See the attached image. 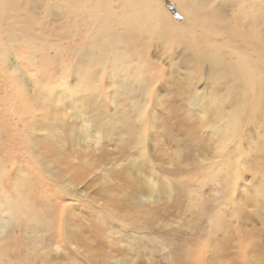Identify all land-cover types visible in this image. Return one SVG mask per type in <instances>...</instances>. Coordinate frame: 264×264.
Wrapping results in <instances>:
<instances>
[{
    "label": "rangeland",
    "instance_id": "1",
    "mask_svg": "<svg viewBox=\"0 0 264 264\" xmlns=\"http://www.w3.org/2000/svg\"><path fill=\"white\" fill-rule=\"evenodd\" d=\"M99 4L0 0V223L17 239L0 264H264V86L246 92L244 47L142 30L100 69ZM123 12L101 9L109 39Z\"/></svg>",
    "mask_w": 264,
    "mask_h": 264
},
{
    "label": "bare ground",
    "instance_id": "2",
    "mask_svg": "<svg viewBox=\"0 0 264 264\" xmlns=\"http://www.w3.org/2000/svg\"><path fill=\"white\" fill-rule=\"evenodd\" d=\"M168 1L176 2L179 10L185 17L183 24H178L173 20L172 15L167 12L166 7L160 0H122L125 12L116 17L115 23L116 32L118 29H121L122 33H118L117 38L112 40L106 37V34L111 31L109 25L111 17L100 16L101 9L107 7L110 0H102V4L97 6H101L99 8L100 12L97 7V10L95 9L98 19L97 22L95 21L94 40L88 46V48L93 49L91 51L92 54L95 55L94 52L96 51L98 54L96 57L104 59L103 66L100 69H103L110 62V58H113L112 63L116 64V66L117 63L124 61L122 57L123 51H121L123 48L122 43L132 42L134 36L138 33L144 31L142 34H146L161 29L167 30L169 33L172 32L175 36L182 37L181 33L187 30L178 27V25L183 26L187 24L191 27L190 31L193 30L201 33L199 36H195V34L192 36L198 46L207 43L216 44V40L224 35L229 38L231 43L242 45L244 47L242 51L237 52L235 49L233 50L234 54L239 57L236 61L238 63L235 66L243 69L242 71L246 73L248 78V83L245 85L246 92L248 93L249 91L251 94H255L264 86L262 77L259 76V71L250 66L254 65V67L258 68L257 63L251 59L249 53L251 51V54L258 58L264 56V6L260 5L261 1L254 0L256 5L248 6L247 0H228L230 7L227 12L217 11V6L214 5L213 0ZM233 12L236 13L235 17L232 16ZM99 40L101 41L99 42ZM212 48L214 50L217 49V45L208 47V50ZM215 63L218 64V62ZM86 69L90 73V69L88 67ZM87 73H85V76H87ZM255 107L251 108L250 111L253 112ZM149 110V107L145 108V118L151 116V111ZM262 113H264V109ZM219 117L223 120L221 115ZM231 127L235 130V126ZM3 210L9 211L10 218H14L12 217L13 215L15 216L23 211L19 205H12L10 203H5ZM6 227L8 229L6 223L5 225L0 223V257L7 253L11 242L17 241L16 237H9L13 235V230L10 228L7 230Z\"/></svg>",
    "mask_w": 264,
    "mask_h": 264
},
{
    "label": "snow or ice",
    "instance_id": "3",
    "mask_svg": "<svg viewBox=\"0 0 264 264\" xmlns=\"http://www.w3.org/2000/svg\"><path fill=\"white\" fill-rule=\"evenodd\" d=\"M214 5L217 6V11L220 12H227L228 8L230 7L228 0H213ZM232 16L235 17L236 13L233 12ZM201 97L193 95L191 98V104L193 107H197L201 102ZM23 161H20V168H22ZM264 207V205H262Z\"/></svg>",
    "mask_w": 264,
    "mask_h": 264
}]
</instances>
